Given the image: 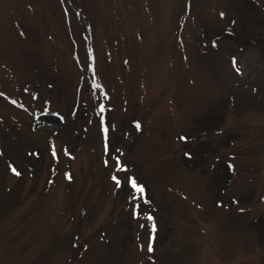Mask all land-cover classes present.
Returning <instances> with one entry per match:
<instances>
[{
	"label": "rangeland",
	"instance_id": "1",
	"mask_svg": "<svg viewBox=\"0 0 264 264\" xmlns=\"http://www.w3.org/2000/svg\"><path fill=\"white\" fill-rule=\"evenodd\" d=\"M0 264H264V0H0Z\"/></svg>",
	"mask_w": 264,
	"mask_h": 264
},
{
	"label": "snow or ice",
	"instance_id": "2",
	"mask_svg": "<svg viewBox=\"0 0 264 264\" xmlns=\"http://www.w3.org/2000/svg\"><path fill=\"white\" fill-rule=\"evenodd\" d=\"M237 70L239 71V69H237ZM116 166L118 168H124V167H126L125 165H123L122 163H120L119 157L116 158ZM12 171L15 172L16 171V168L13 167L12 168ZM113 178L116 179L117 181H119V177H115L114 176ZM127 181H128V183L131 184V186H132L133 189H136L138 191H143V185L137 183L135 177H127ZM153 228H155V224H153ZM149 247H151V245H149Z\"/></svg>",
	"mask_w": 264,
	"mask_h": 264
},
{
	"label": "trees",
	"instance_id": "3",
	"mask_svg": "<svg viewBox=\"0 0 264 264\" xmlns=\"http://www.w3.org/2000/svg\"><path fill=\"white\" fill-rule=\"evenodd\" d=\"M218 124L215 122V120L209 119V121L205 122V125L207 127V130L212 129L213 127H216ZM226 176V174H225ZM124 191L126 189L127 186H124Z\"/></svg>",
	"mask_w": 264,
	"mask_h": 264
}]
</instances>
